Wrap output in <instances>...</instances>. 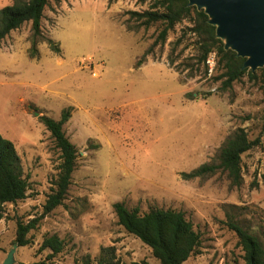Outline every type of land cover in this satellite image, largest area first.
I'll return each mask as SVG.
<instances>
[{
    "label": "rangeland",
    "instance_id": "1",
    "mask_svg": "<svg viewBox=\"0 0 264 264\" xmlns=\"http://www.w3.org/2000/svg\"><path fill=\"white\" fill-rule=\"evenodd\" d=\"M155 1L49 0L38 58L27 53L30 23L0 43V135L14 144L28 183L25 199L0 206V264L15 246L16 222L32 220L29 243L15 246L12 264H97L105 248L121 264H160L117 224V202L141 214L182 212L200 238L183 264H245L230 222L264 244V69L224 90L211 52L213 72L190 77L197 47L187 20L139 64L163 27L144 28L130 13L152 10ZM10 4L0 0V9ZM67 108L63 131L77 151L75 170L62 205L43 214L60 158L39 117L59 120ZM237 129L258 140L241 156L239 186L221 171L181 178L216 164ZM51 235L63 250L49 258L40 245Z\"/></svg>",
    "mask_w": 264,
    "mask_h": 264
},
{
    "label": "trees",
    "instance_id": "2",
    "mask_svg": "<svg viewBox=\"0 0 264 264\" xmlns=\"http://www.w3.org/2000/svg\"><path fill=\"white\" fill-rule=\"evenodd\" d=\"M48 4L49 0H12V4L1 8L0 43L10 32L19 29L25 23H30L31 42L27 53L31 59L38 58L37 44L41 38V20ZM153 5L152 10L130 13L131 17L144 28L156 23H160L163 27L152 46L139 60V64L145 60L155 45L166 41L168 32L173 30L176 24L187 20L193 25L189 31L195 37L197 47V53L191 59L194 63L187 66L191 70L190 77L194 76L193 71L200 72V68L203 69L204 76L208 74L205 61L211 52L216 53L218 66L222 70L217 77V80H222V89L230 88L245 75L250 80L257 77L250 70L242 69L244 59L236 57L233 51L224 50L223 42L215 37V28L207 23V16L203 11L189 7L188 0H156ZM46 42L52 51L59 52L52 40L47 39ZM180 42L179 38L176 45ZM260 76L264 80L262 70ZM70 113L71 108L62 110L59 120L45 115L39 117L41 124L49 132L60 158L58 174L44 203L43 214L50 213L62 205L75 170L77 151L63 131V125L69 120ZM257 144V139L251 140L243 129H237L221 147L216 164H203L190 173H180V176L184 180H190L221 171L226 174L232 185L239 186L242 182L241 156ZM27 190L28 183L22 177L15 146L0 135V206L15 204L25 199ZM113 209L117 224L146 245L160 264H183L200 245L199 235L182 212L152 209L141 214L138 208L128 209L120 202L115 203ZM36 222V220L26 223L16 222L15 243L18 246L28 245L27 235L35 228ZM228 227L237 237L238 246L244 253L245 264H264V244L259 238L234 222H230ZM40 250H49L48 257L52 258L63 250V241L56 235L47 236L43 239ZM101 253L97 264H121L119 259H116L113 248H105ZM82 264L90 263L85 261Z\"/></svg>",
    "mask_w": 264,
    "mask_h": 264
},
{
    "label": "water",
    "instance_id": "3",
    "mask_svg": "<svg viewBox=\"0 0 264 264\" xmlns=\"http://www.w3.org/2000/svg\"><path fill=\"white\" fill-rule=\"evenodd\" d=\"M188 6L203 11L224 50L244 59L242 69H264V0H188ZM15 246L2 264L13 263Z\"/></svg>",
    "mask_w": 264,
    "mask_h": 264
},
{
    "label": "built area",
    "instance_id": "4",
    "mask_svg": "<svg viewBox=\"0 0 264 264\" xmlns=\"http://www.w3.org/2000/svg\"><path fill=\"white\" fill-rule=\"evenodd\" d=\"M205 66L207 69V73L211 74L214 70V55L213 54H209L208 57L206 58L205 61Z\"/></svg>",
    "mask_w": 264,
    "mask_h": 264
}]
</instances>
